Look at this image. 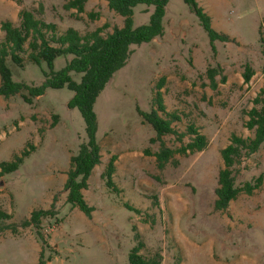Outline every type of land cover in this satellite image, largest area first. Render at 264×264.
I'll return each instance as SVG.
<instances>
[{
  "label": "rangeland",
  "instance_id": "1",
  "mask_svg": "<svg viewBox=\"0 0 264 264\" xmlns=\"http://www.w3.org/2000/svg\"><path fill=\"white\" fill-rule=\"evenodd\" d=\"M68 1L0 0V22L17 23L18 11L27 7L56 23L59 32L68 26L81 33L106 26V35L123 24L106 0H87L82 12L66 8ZM196 1L211 17L212 27L232 40L211 43L185 0H167L163 35L134 45L127 64L94 102L101 163L83 191L93 207L90 216L66 203L63 190L69 158L86 139L79 109L68 106L73 91L47 88L34 104L20 94L0 96V162L29 149L28 142L34 145L16 171L0 177V207L12 215L6 223L18 226L32 210L54 206L55 214L43 218L40 229L53 249L44 253L51 256L46 264H127L137 242L135 232L144 244L140 253L159 252L160 264H264V181L253 194L241 193L226 210L214 208L220 149L233 133L252 136L244 127L246 112L264 89V0ZM151 14V6H134L133 27L147 24ZM65 63V57H57L53 69ZM246 64L254 70L247 83ZM217 65L222 73L215 76L213 87L206 69ZM11 69L15 80L40 84L47 67L26 63ZM71 77L79 82L81 73L71 72ZM157 92L166 110L181 116L172 123L175 130L185 132L192 123L208 141L202 151L175 152L177 164L170 160L163 168L155 157L159 142H150L155 131L140 114L150 112ZM163 140L175 149L190 135L182 142L175 135ZM111 155H116L113 180L118 192L101 177ZM236 170L238 184L264 175V144ZM39 251L31 226L0 233V264H36Z\"/></svg>",
  "mask_w": 264,
  "mask_h": 264
},
{
  "label": "trees",
  "instance_id": "2",
  "mask_svg": "<svg viewBox=\"0 0 264 264\" xmlns=\"http://www.w3.org/2000/svg\"><path fill=\"white\" fill-rule=\"evenodd\" d=\"M87 0H69L64 6L83 11ZM110 10L122 17V26H115L111 32L102 33L106 26H100L92 31L81 33L78 29L68 26L63 31H58L57 24L48 22L36 15L34 9L22 7L18 11V22L2 20L0 22V96L8 99L20 94L25 102L34 104L35 99L43 95L47 88L67 87L73 91L68 106L79 109L86 127V139L79 144L77 151L69 158V168L66 172V180L63 190L65 202L72 208H78L85 215L90 216L93 207L85 200L83 191L88 188V179L93 168L101 163V147L96 140L97 129L96 116L93 110L94 102L98 95L105 89L113 75L125 66L133 52L132 47L142 43H148L163 35V18L166 12L167 0H106ZM190 10L197 15L201 26L207 32L211 43L219 39L231 41L226 33L216 31L211 24V17L203 10L196 0H185ZM144 4L152 7V14L147 24L133 27V7ZM94 14H91L93 16ZM262 54L264 55V37H261ZM63 56L66 58L64 67L58 71L53 69V61ZM26 63L41 66L43 63L47 69L43 70V80L40 84L17 81L13 78L12 67L24 68ZM243 71V81L249 82L254 74L253 68L246 64ZM264 70V65L262 66ZM71 72L81 73V79L76 82L71 77ZM222 73L221 66L208 67L206 75L215 86V76ZM224 79V78H223ZM162 84V83H161ZM161 84H157L159 88ZM253 105L247 110V119L244 127L252 131V136H241L233 133L229 143L220 149L222 167L217 173V186L214 190L216 198L214 208L224 211L229 203L241 193L251 195L261 188L264 181L262 173L244 181L236 182V166L246 156L257 152L264 144V89L252 99ZM154 106L150 112H140L142 122L152 126L155 137L150 142H159V149L155 152L156 162L159 168H163L168 162L177 164L173 155L192 154L202 151L208 144L207 138L198 128L190 123L185 132H178L172 123L181 119L177 112H168L162 101L160 92L153 99ZM189 134L190 140L182 143L178 148L168 147L163 136L175 135L182 142V138ZM29 149H24L20 154H15L12 160L0 162V177L18 169L23 157L27 156L34 148L28 142ZM149 153V150H145ZM116 155H111L101 171L104 184L119 191L114 183ZM126 207L138 212L137 209L125 204ZM52 205L49 209H35L23 219L20 225L7 224L6 221L12 215L0 207V233L10 230L18 231V227L31 226L40 245L38 261L36 264H46L51 256L45 258V251H52V247L41 233L42 219L53 216L56 211ZM135 229V228H134ZM136 244L128 253L127 264H160L161 254L154 253L145 256L140 253L144 246L140 236L135 232Z\"/></svg>",
  "mask_w": 264,
  "mask_h": 264
},
{
  "label": "water",
  "instance_id": "3",
  "mask_svg": "<svg viewBox=\"0 0 264 264\" xmlns=\"http://www.w3.org/2000/svg\"><path fill=\"white\" fill-rule=\"evenodd\" d=\"M176 35V33H174Z\"/></svg>",
  "mask_w": 264,
  "mask_h": 264
}]
</instances>
